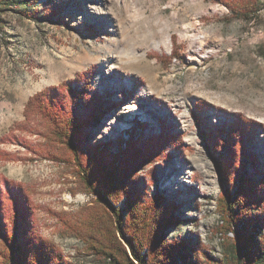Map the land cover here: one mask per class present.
Here are the masks:
<instances>
[{
    "label": "rangeland",
    "instance_id": "1",
    "mask_svg": "<svg viewBox=\"0 0 264 264\" xmlns=\"http://www.w3.org/2000/svg\"><path fill=\"white\" fill-rule=\"evenodd\" d=\"M28 4L24 13L18 6L0 7L5 203H11L8 185L22 188L30 204L28 224L65 262L108 264L91 248L103 240L98 233L104 209L83 188L79 168L51 136L48 120L26 106L36 93L55 88L78 119L101 109L77 142L82 152L98 147L114 155L126 142L141 147L149 138L172 135L155 153L146 151L132 176L142 198L160 193L174 207L179 223L166 235L195 244L198 264L225 254L217 208L225 176L221 160L230 167L232 193L241 178L255 187L263 242L264 0H257L248 22L217 0ZM133 106L138 113L128 119L125 112ZM239 121L250 129L245 132ZM79 194L90 199L75 200Z\"/></svg>",
    "mask_w": 264,
    "mask_h": 264
},
{
    "label": "trees",
    "instance_id": "2",
    "mask_svg": "<svg viewBox=\"0 0 264 264\" xmlns=\"http://www.w3.org/2000/svg\"><path fill=\"white\" fill-rule=\"evenodd\" d=\"M28 1L0 0V7L18 6L24 13L23 10H29ZM217 1L225 3L246 22L251 19L248 13L257 5V0ZM27 11L25 14L34 15ZM95 101L99 102V99L95 98ZM68 103L55 88H48L30 97L26 106L48 120L51 136L68 150L79 168L83 188L96 194L97 202L104 209L98 233L103 240L93 243L91 248L107 256L108 264H198L200 258L195 255V244L181 238L170 240L166 235L169 227L179 223L173 215L174 207L167 204L160 193L142 198L132 176L133 171L139 170L138 163L145 159L146 151L155 153L157 147L166 145L172 135L149 138L141 147L136 142H126V147L114 155L98 147L82 152L77 142L81 141L84 128L98 120L101 109L95 108L84 119H78L72 115V104ZM239 124L246 126L245 122ZM247 129L250 127L246 126L245 132ZM212 138L215 139L209 136L210 140ZM215 146L219 147V142ZM217 164L219 169L225 170L224 186L217 202L221 221L219 231L226 240L223 243L225 254L218 261L207 256L201 259L206 264H264V241H259L261 226L259 217L254 214L258 209L254 205L258 199L253 192L255 187L251 186L250 179L241 178L232 193L229 165L224 160ZM5 193L11 203H5L4 193L0 191V216L3 217L0 264H69L53 244L28 224L30 204L25 200L26 193L22 188L8 185ZM117 203H120L118 208Z\"/></svg>",
    "mask_w": 264,
    "mask_h": 264
},
{
    "label": "bare ground",
    "instance_id": "3",
    "mask_svg": "<svg viewBox=\"0 0 264 264\" xmlns=\"http://www.w3.org/2000/svg\"><path fill=\"white\" fill-rule=\"evenodd\" d=\"M163 43L165 44L166 47H168L170 45V40L163 41ZM110 65L111 66L109 67V70H111L113 67H115L112 64H110ZM109 70L106 72H109ZM137 113H138L137 107L133 106V107L129 108L128 111L125 112V115L128 119H132ZM68 197L72 198L70 195H68ZM89 199H90V196L88 194H79L78 196L75 197V200H89Z\"/></svg>",
    "mask_w": 264,
    "mask_h": 264
}]
</instances>
